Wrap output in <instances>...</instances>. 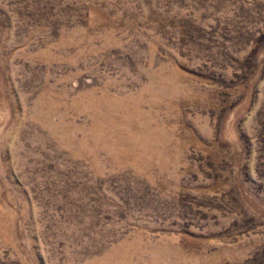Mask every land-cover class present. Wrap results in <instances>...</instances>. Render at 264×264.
<instances>
[{"label": "rangeland", "instance_id": "374dc122", "mask_svg": "<svg viewBox=\"0 0 264 264\" xmlns=\"http://www.w3.org/2000/svg\"><path fill=\"white\" fill-rule=\"evenodd\" d=\"M0 264H264V0H0Z\"/></svg>", "mask_w": 264, "mask_h": 264}]
</instances>
